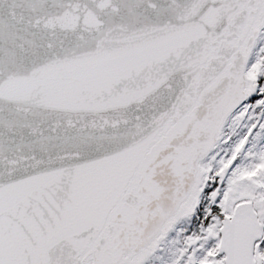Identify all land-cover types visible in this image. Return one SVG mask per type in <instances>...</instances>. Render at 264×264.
I'll use <instances>...</instances> for the list:
<instances>
[{
	"label": "snow or ice",
	"instance_id": "snow-or-ice-1",
	"mask_svg": "<svg viewBox=\"0 0 264 264\" xmlns=\"http://www.w3.org/2000/svg\"><path fill=\"white\" fill-rule=\"evenodd\" d=\"M0 264H264V0H0Z\"/></svg>",
	"mask_w": 264,
	"mask_h": 264
}]
</instances>
